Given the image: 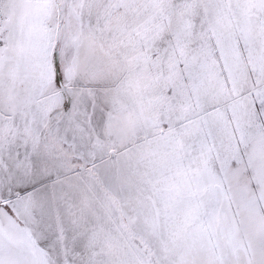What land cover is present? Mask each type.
<instances>
[{
    "label": "snow or ice",
    "instance_id": "6c2138e0",
    "mask_svg": "<svg viewBox=\"0 0 264 264\" xmlns=\"http://www.w3.org/2000/svg\"><path fill=\"white\" fill-rule=\"evenodd\" d=\"M0 264H264V0H0Z\"/></svg>",
    "mask_w": 264,
    "mask_h": 264
}]
</instances>
